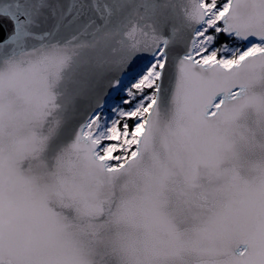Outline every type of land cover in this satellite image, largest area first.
Wrapping results in <instances>:
<instances>
[{"label": "snow or ice", "instance_id": "snow-or-ice-1", "mask_svg": "<svg viewBox=\"0 0 264 264\" xmlns=\"http://www.w3.org/2000/svg\"><path fill=\"white\" fill-rule=\"evenodd\" d=\"M0 264H264V0H0Z\"/></svg>", "mask_w": 264, "mask_h": 264}]
</instances>
